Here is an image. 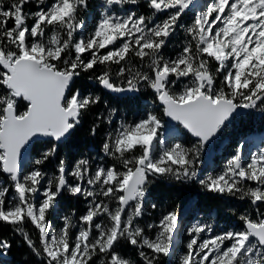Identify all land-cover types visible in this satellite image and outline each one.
<instances>
[{"label": "snow or ice", "instance_id": "obj_1", "mask_svg": "<svg viewBox=\"0 0 264 264\" xmlns=\"http://www.w3.org/2000/svg\"><path fill=\"white\" fill-rule=\"evenodd\" d=\"M91 2L0 0V222L19 233L44 264H134L118 249L121 241L136 249L143 264H161V257L173 254L181 225L174 210L156 224L137 222L150 177L198 181L208 191L247 198L252 211L239 216V229L188 227L178 264H264V147L245 160L239 144L221 172L198 177L201 153L230 117L238 109L264 110V0H208L186 27L187 42L174 57L164 49L184 27L181 20L194 0H144L150 15L135 10L141 0H102L86 31L79 13ZM210 61L218 66L211 69ZM97 66L101 71L90 80L114 93L151 89L163 116L196 142L166 144L164 122L154 111L116 122L113 107L97 119L114 125L102 152L119 167H93L88 158L70 166L60 158L49 175L40 166L55 157L53 144L24 172L22 154L37 139L66 138L102 102L100 95L75 87L81 73ZM99 126H92V135ZM157 145L162 147L154 157ZM63 192L83 197L86 210L63 216L54 232L48 216ZM25 221L38 230L39 246L22 227ZM11 246L0 237V255Z\"/></svg>", "mask_w": 264, "mask_h": 264}, {"label": "trees", "instance_id": "obj_2", "mask_svg": "<svg viewBox=\"0 0 264 264\" xmlns=\"http://www.w3.org/2000/svg\"><path fill=\"white\" fill-rule=\"evenodd\" d=\"M139 10H146L147 6L144 2L137 6ZM146 7V8H145ZM31 8V5L29 6ZM91 6L88 8L90 9ZM87 9V10H88ZM27 10V9H26ZM86 10V11H87ZM85 10H81L79 18L85 15ZM31 23V21H29ZM181 31L180 34L175 37L172 36L167 48L164 49V54L168 57H174L178 51H180L185 37ZM210 68L215 69L217 67L216 62L210 61ZM113 66V71H115ZM102 66H97L95 72L81 73L80 77L75 81V87L80 88L84 93L92 92L93 94L100 95L102 102L98 105L92 106L82 117L81 123L77 128L69 135L63 142L57 143L51 140H38L35 141L30 150V156L39 159L41 153L53 144L57 147L55 157L50 158L44 165L40 166L43 171L50 173L51 175L55 171L56 164L59 159L64 157L68 161H73L78 156L84 154H90L92 150H89V146L93 145L95 151L102 152L101 148V134L105 129V123L103 119H97V117H103V114L107 112L108 108H116L117 111L123 110L126 113L133 111L139 112L144 105L143 98L155 100V95L151 89L141 87L139 92L131 93H114L110 92L95 81V79H89L90 76L99 74ZM106 102V103H105ZM94 124H99V128L95 135H92L90 129ZM229 133L225 132V129L221 131V136L228 135V141L224 144L226 152L229 154L233 152L236 147L235 140L244 136L249 132H255L260 129H264V110L257 109H238L237 113L231 118L229 126ZM187 139L189 136L185 135ZM195 143V142H194ZM139 155L137 150L135 153ZM217 160V158H214ZM106 166L119 163L113 160L111 157L105 156ZM213 167L216 163L212 164ZM147 195L149 199L145 203L144 215L137 218V222L143 227L146 226L148 221L155 222L162 211H176L180 213L184 204L192 199V207L199 211L210 210L212 207L228 206L232 210V215H238L243 213V209L252 211L250 202L247 199H240L239 195L234 196L231 199L220 198L217 194L208 191L201 186L198 181H176L170 177H150V182L147 185ZM79 198L70 195L67 192H63L59 196V203L68 209H72L78 206ZM152 205H156L155 208ZM24 230L30 235L33 240L38 243V230L34 228L30 221H25L22 225ZM147 231V230H146ZM150 236H154V232L151 230L148 232ZM0 237L6 238L11 241V248L6 252V258L0 257V262L4 264H44L41 257H37L29 249V247L23 242V239L19 233H14L10 225L0 222ZM120 251L134 261V264H143L139 258L137 251L126 242L121 241L117 246ZM161 264H175L174 259H167V257H161Z\"/></svg>", "mask_w": 264, "mask_h": 264}, {"label": "rangeland", "instance_id": "obj_3", "mask_svg": "<svg viewBox=\"0 0 264 264\" xmlns=\"http://www.w3.org/2000/svg\"><path fill=\"white\" fill-rule=\"evenodd\" d=\"M207 2H208V0H200V1L194 0V4L190 7L189 10H187L186 15L183 16V20L184 21L187 20V22H188V20H190V23H191L192 22V19L194 18L195 13H197L198 11L203 10V8H204V6H205V4ZM119 12H124V11H119ZM185 26H187V25H185ZM92 27H93V25L91 26V28ZM187 82H188L187 79L182 80L180 82V85H178L175 88V90L176 91H179L180 90V86H182V84L187 83ZM156 106H157V103L156 102H149V103H147L145 105V107L143 108V110L141 111V113L138 115V118H139V116H142L147 111H154L157 115H159L161 117V119L164 122V129H162V133H163V138H164L166 144H169L170 145L172 143H175V142L179 141L181 143H184L186 146L191 147L194 144V142H196V140L193 139V138H191V137H189V139H187L186 136H185L187 134L183 131V128L181 126L172 125V124L168 123L166 121V119L164 118V116H163V110L160 107H156ZM118 121L119 120H117L116 122H118ZM262 139H264V137H262L261 140ZM225 140H226V137H224L222 139V143H224ZM261 140H260V144H259L258 147H252L256 143V140L255 139H252V138L243 139L242 141H239L238 142V145L239 144H243V153H244L245 160L248 159L249 154L251 152L257 151L259 147H264V143H262ZM161 147L162 146L157 145L155 151L153 152V156L154 157H157L159 155V152H160ZM204 156H206V157H204ZM209 156H210L209 153L206 154V149H205L201 153V163H200V166L202 164H203L202 166H206V164L208 163V160L207 159H209ZM93 159H94V157H93ZM28 161H29V163H28V165H26V168L23 170L24 172H28V171L32 170V168L34 167L33 166L34 165V161L33 160L30 161L29 159H28ZM95 165L96 164H94V167H95ZM221 171H222V169L221 168H218L217 170H214L211 173L207 168H204L202 171L199 172L198 177L200 179H203L208 174L215 175V174H217V173H219ZM46 180H47V177L45 179V183H46ZM70 182H71V178H70ZM145 200H146V198H145ZM78 201H79V208H78L79 211L78 212L77 211H74L76 213V216L84 213V211L86 210V204H87V201L83 197H80V199ZM188 212L189 211H187L185 214L187 215ZM166 213L167 212L163 213V215L166 214ZM186 215L184 217V220L185 221H183L180 224L181 225L180 230L175 233L174 251H173V254L171 256H174V254H176V259H175V263L176 264H178V257L180 255H182L183 252L185 251V246H186L187 240L189 238L186 230H187L188 227L192 226L193 224H195V223H207V224H211L212 227H213V232L214 233H220V232H222L224 230H228V229H239L240 228V227L225 228V229L224 228H221L220 225H218L216 222H214V216L212 214L199 213V212L191 211L187 215V217H186ZM62 217H63V214L61 213L59 204L57 203L56 206H55V209L51 210L50 211V214L48 216V219L51 220L52 221V224H53L52 231H54V232L55 231H59V229L62 228V226H63V221L61 222V220H63ZM159 219L157 221H155V222L149 221L147 223V225L148 224H156V223H158ZM74 220H75V217H74ZM72 231L75 232V231H77V229H73ZM152 231L154 232V236H155V230H152ZM180 234L183 235V238L185 240L184 242H181V243H179L178 240H177V237ZM203 235L204 236H207L208 234L205 233ZM186 238H187V240H186ZM0 264H3V263L0 262Z\"/></svg>", "mask_w": 264, "mask_h": 264}, {"label": "water", "instance_id": "obj_4", "mask_svg": "<svg viewBox=\"0 0 264 264\" xmlns=\"http://www.w3.org/2000/svg\"><path fill=\"white\" fill-rule=\"evenodd\" d=\"M166 119L169 121V122H171V123H174V124H178L177 122H175V121H172L170 118H168V117H166ZM227 123V122H226ZM191 135V134H190ZM40 138H43V139H46V138H50V137H40ZM193 138H195V137H193ZM51 139H54V138H51ZM64 139V138H63ZM196 139V138H195ZM55 140V139H54ZM213 141H214V139L208 144V148L209 149H212V147H213ZM30 148V147H29ZM28 148V149H29ZM26 153V151H24L23 152V154H22V157H23V155ZM21 163H22V160H21Z\"/></svg>", "mask_w": 264, "mask_h": 264}, {"label": "bare ground", "instance_id": "obj_5", "mask_svg": "<svg viewBox=\"0 0 264 264\" xmlns=\"http://www.w3.org/2000/svg\"><path fill=\"white\" fill-rule=\"evenodd\" d=\"M181 223V222H180Z\"/></svg>", "mask_w": 264, "mask_h": 264}]
</instances>
